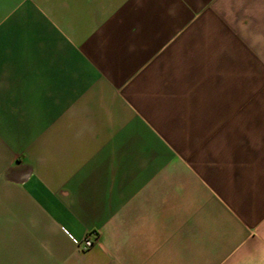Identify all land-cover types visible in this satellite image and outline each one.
Listing matches in <instances>:
<instances>
[{
	"label": "crops",
	"instance_id": "obj_1",
	"mask_svg": "<svg viewBox=\"0 0 264 264\" xmlns=\"http://www.w3.org/2000/svg\"><path fill=\"white\" fill-rule=\"evenodd\" d=\"M256 103L264 0H0V264H264Z\"/></svg>",
	"mask_w": 264,
	"mask_h": 264
},
{
	"label": "built area",
	"instance_id": "obj_2",
	"mask_svg": "<svg viewBox=\"0 0 264 264\" xmlns=\"http://www.w3.org/2000/svg\"><path fill=\"white\" fill-rule=\"evenodd\" d=\"M64 232L68 234V236H70L74 244L82 251H87L91 249L97 242L96 235L94 233H91L84 239L79 240L74 238L66 229H64Z\"/></svg>",
	"mask_w": 264,
	"mask_h": 264
},
{
	"label": "rangeland",
	"instance_id": "obj_3",
	"mask_svg": "<svg viewBox=\"0 0 264 264\" xmlns=\"http://www.w3.org/2000/svg\"><path fill=\"white\" fill-rule=\"evenodd\" d=\"M262 106H263L262 103H256V113H264Z\"/></svg>",
	"mask_w": 264,
	"mask_h": 264
}]
</instances>
